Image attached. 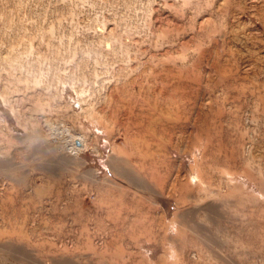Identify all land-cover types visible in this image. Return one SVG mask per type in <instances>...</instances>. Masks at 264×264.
I'll return each instance as SVG.
<instances>
[{
  "label": "rangeland",
  "instance_id": "obj_1",
  "mask_svg": "<svg viewBox=\"0 0 264 264\" xmlns=\"http://www.w3.org/2000/svg\"><path fill=\"white\" fill-rule=\"evenodd\" d=\"M0 264H264V0H0Z\"/></svg>",
  "mask_w": 264,
  "mask_h": 264
},
{
  "label": "bare ground",
  "instance_id": "obj_2",
  "mask_svg": "<svg viewBox=\"0 0 264 264\" xmlns=\"http://www.w3.org/2000/svg\"><path fill=\"white\" fill-rule=\"evenodd\" d=\"M77 139H78V137H77Z\"/></svg>",
  "mask_w": 264,
  "mask_h": 264
}]
</instances>
